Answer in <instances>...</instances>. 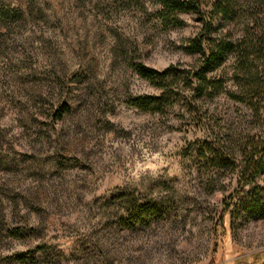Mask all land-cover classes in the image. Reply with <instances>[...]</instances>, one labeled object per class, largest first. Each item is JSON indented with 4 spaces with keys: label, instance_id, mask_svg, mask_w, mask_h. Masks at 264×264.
I'll list each match as a JSON object with an SVG mask.
<instances>
[{
    "label": "rangeland",
    "instance_id": "374dc122",
    "mask_svg": "<svg viewBox=\"0 0 264 264\" xmlns=\"http://www.w3.org/2000/svg\"><path fill=\"white\" fill-rule=\"evenodd\" d=\"M0 4L14 9L0 15V264H264L262 155L228 135L196 153L206 135L183 101L133 104L158 89L132 63L195 61L196 14L166 26L157 0ZM221 103L205 120L261 136ZM248 202L262 211L227 213Z\"/></svg>",
    "mask_w": 264,
    "mask_h": 264
},
{
    "label": "trees",
    "instance_id": "16d2710c",
    "mask_svg": "<svg viewBox=\"0 0 264 264\" xmlns=\"http://www.w3.org/2000/svg\"><path fill=\"white\" fill-rule=\"evenodd\" d=\"M159 13L166 26L183 25V13H194L201 22L199 32L184 46V50L197 55L193 63L171 65L162 71L143 64L132 63L136 73L153 83L158 94H143L134 99V106L146 112H161L177 101H183L194 119L199 120L206 138L191 147L206 155L210 150H222L220 141L228 135L230 142L252 159L258 173L264 172V0H157ZM13 10L0 4V15L13 17ZM19 11L16 10V15ZM242 105L246 115L238 116L241 122L249 116L260 125L261 136L249 139L250 131L243 136L237 127H226L214 117L222 107L221 100ZM215 103L216 107H210ZM62 107L70 109L67 103ZM205 117V118H204ZM249 139V140H246ZM246 140V141H245ZM208 141L214 142L210 146ZM234 149V146L231 147ZM226 154L216 155L217 164L223 165ZM242 205V206H241ZM261 204L252 206L229 204L230 216L251 209L262 211Z\"/></svg>",
    "mask_w": 264,
    "mask_h": 264
}]
</instances>
